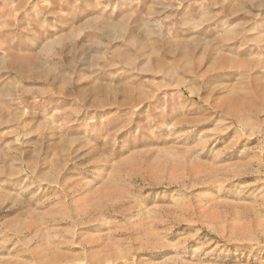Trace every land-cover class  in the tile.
Segmentation results:
<instances>
[{
    "label": "rangeland",
    "instance_id": "374dc122",
    "mask_svg": "<svg viewBox=\"0 0 264 264\" xmlns=\"http://www.w3.org/2000/svg\"><path fill=\"white\" fill-rule=\"evenodd\" d=\"M0 264H264V0H0Z\"/></svg>",
    "mask_w": 264,
    "mask_h": 264
},
{
    "label": "bare ground",
    "instance_id": "6f19581e",
    "mask_svg": "<svg viewBox=\"0 0 264 264\" xmlns=\"http://www.w3.org/2000/svg\"><path fill=\"white\" fill-rule=\"evenodd\" d=\"M118 193H120V192H118ZM118 193H116L117 195H118ZM124 192H122L121 194H123ZM108 197V196H107ZM112 197V196H111ZM116 198H113L112 200L114 201ZM102 200L104 201V198H102ZM98 201H94L93 203H92V205H95L96 203H97ZM100 203V202H99Z\"/></svg>",
    "mask_w": 264,
    "mask_h": 264
}]
</instances>
